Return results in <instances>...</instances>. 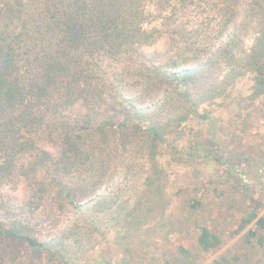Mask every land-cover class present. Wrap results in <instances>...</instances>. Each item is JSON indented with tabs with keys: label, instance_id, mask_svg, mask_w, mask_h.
<instances>
[{
	"label": "trees",
	"instance_id": "1",
	"mask_svg": "<svg viewBox=\"0 0 264 264\" xmlns=\"http://www.w3.org/2000/svg\"><path fill=\"white\" fill-rule=\"evenodd\" d=\"M200 11L219 18L211 36L196 22ZM165 35L160 61L143 48ZM248 37L251 46L240 50ZM247 75L251 99L264 95V0H0V240L40 250L48 264H79L90 247L65 245L78 226L41 241L21 208L2 210L3 192L24 182L29 210L57 197L87 222L85 210L101 211L105 196L76 200L105 177L116 135L121 150L142 145L153 170L144 186L160 190L159 147L184 123L206 119L201 107ZM45 134L57 138V155L40 146ZM140 204L115 221L114 238L141 223ZM253 221L264 229L257 211L242 225ZM198 243L210 251L223 238L202 227Z\"/></svg>",
	"mask_w": 264,
	"mask_h": 264
},
{
	"label": "rangeland",
	"instance_id": "2",
	"mask_svg": "<svg viewBox=\"0 0 264 264\" xmlns=\"http://www.w3.org/2000/svg\"><path fill=\"white\" fill-rule=\"evenodd\" d=\"M200 12L196 22L203 34L211 36L207 28L216 27L211 23L218 24L219 18L212 11ZM252 41L245 38L240 50ZM169 45L165 35L143 49L164 61ZM252 85L251 75L237 79L229 86V95L201 107L208 113L206 119L184 123L180 135L159 147L158 165L166 174L160 190L144 186L153 170L142 145L134 142L121 150L116 135L105 177L76 200L87 204L105 196L101 211L85 210L87 222L71 206H60L57 197L29 210L32 191L24 182L3 192L2 210L21 208L41 241L78 226V233L65 245L72 251L90 247L79 264H264V229H258L255 221L242 225L253 211L264 216V95L251 99ZM80 111L78 106L73 114ZM39 143L52 155L59 153L56 137L45 134ZM138 201L143 207L141 223L122 228L123 235L114 238L115 221L126 217ZM202 227L220 235L223 245L203 251L198 243ZM0 264L48 262L40 250L0 240Z\"/></svg>",
	"mask_w": 264,
	"mask_h": 264
}]
</instances>
